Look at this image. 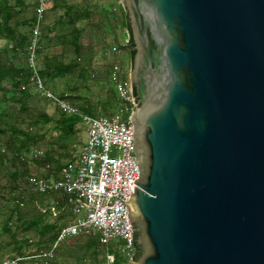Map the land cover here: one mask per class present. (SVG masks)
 Segmentation results:
<instances>
[{
    "label": "water",
    "instance_id": "obj_1",
    "mask_svg": "<svg viewBox=\"0 0 264 264\" xmlns=\"http://www.w3.org/2000/svg\"><path fill=\"white\" fill-rule=\"evenodd\" d=\"M134 55L133 264H264V0H118Z\"/></svg>",
    "mask_w": 264,
    "mask_h": 264
},
{
    "label": "rangeland",
    "instance_id": "obj_2",
    "mask_svg": "<svg viewBox=\"0 0 264 264\" xmlns=\"http://www.w3.org/2000/svg\"><path fill=\"white\" fill-rule=\"evenodd\" d=\"M21 1L24 5L23 10L15 16L10 25L17 35L29 38L37 0ZM7 2L12 4L14 0ZM71 2L72 0H49L37 49L38 67L46 86L54 93L64 96L82 109L98 113L97 99L105 101L108 96L107 89H113L107 75L103 76L97 69H87L85 64L82 71L76 69L67 72L64 79L56 80L51 76L53 72L49 68L69 59L56 53L60 48L63 49L59 46L57 37L63 32L62 26L66 21L64 13L66 6ZM2 44L1 41L0 46ZM111 48L107 49L110 53ZM114 49L115 53L121 52V46ZM107 50L105 58L110 57ZM5 52L7 58L13 57L9 48L5 49ZM93 58L97 61L99 56H92ZM17 62L18 67L23 66L24 56H19ZM116 63L123 67L120 62ZM124 68L125 81L130 85V61ZM26 75L29 76L28 71ZM79 84L89 97H82V100L86 101L82 104L77 100L78 95L75 96L77 98L70 94L66 96L69 88ZM10 85L8 83V86ZM24 92L28 94L26 97H17L16 92L10 88L6 99L0 101V264H99L107 252L112 253L114 244L102 246L98 233L94 230H80L74 236H62L63 230L69 225L76 224L77 219L65 208H58V203L52 195L31 193L25 185L28 179L33 177L30 175V165L35 163L47 169V165L50 168L56 165V159L64 164L76 157L86 139L85 128L83 125H80L81 128H75L74 148L58 152L57 133L54 127L61 116L60 112L54 105L36 94L30 83ZM112 93L114 97L111 105L117 107L115 93ZM103 115L111 116L114 112ZM23 134H28L29 138ZM51 157L53 161L46 160ZM18 202L22 204L19 210L15 205ZM29 223H35V227L27 228ZM54 235L58 236L56 241L52 240ZM18 243L22 245H17Z\"/></svg>",
    "mask_w": 264,
    "mask_h": 264
},
{
    "label": "built area",
    "instance_id": "obj_3",
    "mask_svg": "<svg viewBox=\"0 0 264 264\" xmlns=\"http://www.w3.org/2000/svg\"><path fill=\"white\" fill-rule=\"evenodd\" d=\"M48 2L37 0L34 8L25 55L30 85L61 115L78 119L85 128L86 139L72 162L44 177L33 176L25 185L31 193H57L65 199L67 209L77 223L65 228L62 236L94 230L102 246L114 244L112 253L107 252L99 264H133L139 251L127 207L122 205L134 193V181L140 173L136 157L132 156L133 91L125 81V71L117 63L111 65L109 75L118 103L111 116L87 114L46 86L38 67L37 49Z\"/></svg>",
    "mask_w": 264,
    "mask_h": 264
},
{
    "label": "crops",
    "instance_id": "obj_4",
    "mask_svg": "<svg viewBox=\"0 0 264 264\" xmlns=\"http://www.w3.org/2000/svg\"><path fill=\"white\" fill-rule=\"evenodd\" d=\"M64 14L66 16V21L62 26L63 32L60 33V35L58 34L57 37V40L60 42L59 46L63 47V49L60 48L56 54L60 57L66 56L69 59H65L64 62L60 61L57 65H51L49 67L51 72H53V74H51L53 78L56 80L64 79L65 73L73 72L76 69L82 71L85 64L87 69L92 68L93 70H100L101 74L103 76L107 75V77H109L111 65L115 62H120L123 66L122 69L125 71L124 65L130 61L127 48L128 34L123 28L125 12L118 0H72L69 6H66ZM119 46H121V52L115 53L114 47L118 48ZM108 47H112L111 53L110 50H107ZM106 50L110 53V55H108L110 57L105 58ZM92 56H99V59L96 58L97 61H94ZM82 58L86 59V61ZM66 93H68L66 96H69V94L73 97L78 95L79 98H75H77L81 104L82 102H86L82 100V97L89 98L86 96L87 94L80 84L69 88ZM62 99L69 101L66 98ZM97 100V103L101 104L102 101H99V99ZM98 111V113H90L94 115L102 114L100 109H98ZM80 125L76 127H80ZM57 151L62 152L63 150ZM46 156H49V154H46ZM74 158L75 157L69 159L64 164H62L59 159L55 158L56 165L48 169L34 163L30 165V175L44 177L50 173L57 172L60 167L72 162ZM46 160L53 161L52 157ZM48 195H52L56 200L58 208H65L68 210L65 199L62 196L57 193Z\"/></svg>",
    "mask_w": 264,
    "mask_h": 264
},
{
    "label": "trees",
    "instance_id": "obj_5",
    "mask_svg": "<svg viewBox=\"0 0 264 264\" xmlns=\"http://www.w3.org/2000/svg\"><path fill=\"white\" fill-rule=\"evenodd\" d=\"M23 4L21 0H14L12 4H9L7 0H0V42L2 41L3 44L0 46V101H4L6 99V95L8 91L13 89L16 92V96L20 97H26L28 94L24 92L26 87L29 85V76L26 75V71H28L25 64L21 67H18L17 59L19 56L26 55L27 50V36H21L17 35L15 30L10 26V22L14 20L15 16L23 10ZM33 20V19H32ZM32 23V22H31ZM123 28L126 31V33L129 35V41H128V55L131 61L134 55L133 50V43L130 35V29L129 25L127 23L126 15L124 14V20H123ZM9 48L12 53V58H7L5 49ZM29 75V73H28ZM41 77L44 79V77L41 74ZM8 83L11 85L8 86ZM24 88V89H22ZM113 89H108L107 93L108 96L106 97L105 101H103L101 104H98V107L100 109V112L103 113H112L117 110V107H113L111 105V100L113 99ZM134 95V93H133ZM61 97V96H60ZM64 98V97H61ZM118 105V104H117ZM82 109V108H81ZM87 114H92L90 112H87L86 110L82 109ZM0 123H1V116H0ZM80 125V121L73 117H67L64 115H61L59 119L55 123L54 131L57 133V141L56 146L59 150L66 151L69 149V147H73L76 131L75 127ZM9 129H12L9 127ZM26 138H29L28 134H23ZM16 209L19 210L22 208V204L15 203ZM35 223H29L27 224V228H34ZM58 238L57 235H54L52 237L53 241H56ZM17 245H22V243H18ZM139 251V247H137Z\"/></svg>",
    "mask_w": 264,
    "mask_h": 264
}]
</instances>
